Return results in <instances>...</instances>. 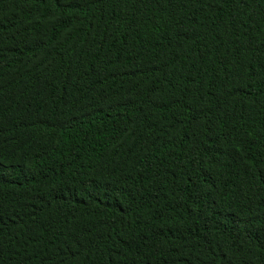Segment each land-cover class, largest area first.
Instances as JSON below:
<instances>
[{"label":"trees","instance_id":"1","mask_svg":"<svg viewBox=\"0 0 264 264\" xmlns=\"http://www.w3.org/2000/svg\"><path fill=\"white\" fill-rule=\"evenodd\" d=\"M0 264H264V0H0Z\"/></svg>","mask_w":264,"mask_h":264}]
</instances>
